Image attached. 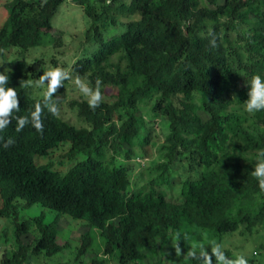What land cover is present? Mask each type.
<instances>
[{
  "label": "trees",
  "instance_id": "obj_1",
  "mask_svg": "<svg viewBox=\"0 0 264 264\" xmlns=\"http://www.w3.org/2000/svg\"><path fill=\"white\" fill-rule=\"evenodd\" d=\"M65 1L4 4L8 16L0 29V58L19 50L9 72V86L20 100L17 115H28L43 99L26 81L43 74L44 62L27 65L24 57L53 31L52 19ZM71 1L91 20L86 42L100 48L93 57L74 62L69 73L93 86L100 79L109 101L103 99L95 110L86 99L73 102L86 127L45 110L43 133L31 124L17 132L15 120L0 133L16 141L8 148L0 141V218L14 224L17 243L0 264H33L31 257H52L67 246L59 243L58 222L45 223L44 215L21 219L20 208L35 204L98 229L104 254L118 264L156 258L163 246L176 243L177 233L187 251L188 244L208 247L213 238L220 243L224 235L248 236L264 226V192L251 175L256 150L264 148V111L242 110L247 80L264 74V0ZM120 25L126 28L122 34L105 39ZM213 37L216 47L209 43ZM144 103L157 119L166 118L169 133L149 183L136 188L131 168H112L105 156L109 148L127 146L124 154L130 160L136 145L149 142L151 131L144 140L141 135L146 125L157 122L141 114ZM64 142H70L69 151L60 145ZM58 147L65 151L59 164L82 156L65 174L36 161ZM179 162L199 176L187 171L191 177L182 182L181 200L175 203L164 187L173 185L170 177ZM33 225L39 236L27 244L23 238ZM79 242L74 259L81 264L93 246L91 232Z\"/></svg>",
  "mask_w": 264,
  "mask_h": 264
},
{
  "label": "rangeland",
  "instance_id": "obj_2",
  "mask_svg": "<svg viewBox=\"0 0 264 264\" xmlns=\"http://www.w3.org/2000/svg\"><path fill=\"white\" fill-rule=\"evenodd\" d=\"M9 0L0 1V29L5 23L8 12L4 9V4ZM91 20L85 14L83 8L74 3L71 0L63 3L55 16L52 19L53 31L44 35L43 43L40 46L31 48L25 54V62L30 65L37 59H41L44 62V70L49 67L61 66L69 72V67L79 59H86L87 57H93L99 51L100 44L96 42H86V34L90 27ZM125 26L120 25L116 29H111L106 32L105 39H110L115 35H120L125 31ZM19 50L12 48L8 53L7 59L0 58V70L5 68L11 69L14 66V60L19 56ZM74 75H70L69 80L64 82L63 87H59L57 94L59 96V116L77 126L86 127L87 124L78 116V111L73 102H80L84 100L83 94L74 84ZM34 93L44 95L45 89L33 88ZM36 96L37 95H33ZM108 100L107 98H103ZM109 101V100H108ZM113 99H110L112 102ZM146 103L142 104L141 114L146 117V120L153 124L157 122L156 130H152V126L146 125V130L141 135V140H144L148 135L146 132L151 131L149 142L144 146L141 144L136 145L133 148V155L130 160L125 158L124 152L129 148L122 146L120 150L109 148L106 152L105 160L110 167H121L127 165L131 168V178L133 187L140 188L146 186L151 178L152 168L161 160V146L165 143L166 136L169 133V124L166 118L157 119L155 115L150 114V111ZM153 128V129H154ZM64 146V150L69 151L71 149L70 142H64L60 144ZM53 150L49 155L36 158V161L40 164H51L53 170L61 171L65 174L70 168L77 164L82 156L77 157L75 160H68L59 164V157L63 154L62 149ZM61 150L56 151V150ZM56 151V152H55ZM54 152V153H53ZM174 170L175 174L171 175L173 185L165 186L167 188V198L170 201L179 203L181 200V185L182 182L188 178L191 174L193 178L199 176V172L195 171L190 173L184 162L176 164ZM187 171L190 173L187 174ZM153 174L152 176H154ZM190 176V177H191ZM172 183V182H171ZM44 215L45 223L58 222L59 231V243L67 245L63 250L52 256L47 257L41 255L34 258L33 264H79L74 258H77V252L79 248V240L83 233L91 232L93 237V246L86 255L82 256L83 262L81 264H90L92 259L105 260V264H118L114 259V256H106L103 252L104 240L100 236V231L95 228H90L86 225V222L75 220L68 215H60L58 212L42 207L40 204H35L30 207L20 208V217L24 220H33L36 217ZM39 236L36 227L33 225L27 234L23 238L27 244H33L35 239ZM208 237V236H207ZM221 242L226 244V250L231 251L230 256H234L242 251L246 252L249 257V264H264V226L257 228L256 231L243 236L239 233L232 235H224L221 237ZM217 239V238H216ZM210 241V240H209ZM218 241V239H217ZM210 242H214V238ZM175 243L162 247V256L156 258H148L144 264H191L193 259L186 256L187 251H182L181 256H177L175 250ZM190 247L192 245L188 244ZM16 231L15 226L11 220L0 218V261L4 254L11 253L16 250ZM206 247V246H205ZM210 251V249H209ZM161 257V258H160ZM215 260V257H213Z\"/></svg>",
  "mask_w": 264,
  "mask_h": 264
},
{
  "label": "clouds",
  "instance_id": "obj_3",
  "mask_svg": "<svg viewBox=\"0 0 264 264\" xmlns=\"http://www.w3.org/2000/svg\"><path fill=\"white\" fill-rule=\"evenodd\" d=\"M209 43L212 47H216V38L213 37ZM0 67H3V65H0ZM10 71L7 68L0 71V133L7 129L13 120L16 121L17 132L22 131L27 125L31 124L38 132L43 133L42 113L46 110L53 116L59 115V97L54 98L53 94L57 92L60 86L64 85L65 81L69 80L70 73L61 66L49 67L47 70H43V74L37 80L26 81L27 87L45 89L43 99L35 104L34 109L28 115H17L21 109L20 100L16 88L9 86ZM74 84L83 94L91 109L95 110L100 107L103 102V82L100 79H97L93 86L77 76L74 79ZM247 85L249 86L248 98L242 103V110L248 114L264 111V74H253L251 79L247 80ZM0 141L3 142L4 148L16 143L11 136L7 140L0 136ZM255 161V167L251 171V175L256 178L259 190L264 192V148L256 150ZM181 238L182 236L177 233L174 245L177 256L182 255V249L179 246ZM183 238L187 240L186 236ZM226 247L224 242H213L208 247L191 246L186 256L198 261V264H249V257L246 252L242 251L234 256H229ZM213 257H215V260Z\"/></svg>",
  "mask_w": 264,
  "mask_h": 264
}]
</instances>
